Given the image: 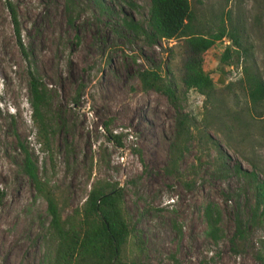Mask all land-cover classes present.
<instances>
[{"label": "rangeland", "instance_id": "obj_1", "mask_svg": "<svg viewBox=\"0 0 264 264\" xmlns=\"http://www.w3.org/2000/svg\"><path fill=\"white\" fill-rule=\"evenodd\" d=\"M12 2L31 68L48 90V127L47 141L39 142L27 62L0 0V264H52L58 242L47 200L23 170L20 144L62 220L82 205L94 182L122 186L132 227L127 254L138 264H263L256 255L264 256V215L250 222L255 185H264V101L248 102L239 82L241 59L221 68L230 40L204 52L203 68L214 83L205 100L183 84V40L150 43L142 32L150 0ZM190 2L198 30L214 31L221 20L237 30L250 66L264 80V0ZM145 68L174 85L175 102L141 87L138 72ZM177 109L196 125L175 143ZM108 130L120 135V145L107 138ZM208 204L220 212L216 239L207 233ZM237 213L247 234L235 244Z\"/></svg>", "mask_w": 264, "mask_h": 264}, {"label": "trees", "instance_id": "obj_2", "mask_svg": "<svg viewBox=\"0 0 264 264\" xmlns=\"http://www.w3.org/2000/svg\"><path fill=\"white\" fill-rule=\"evenodd\" d=\"M148 27L139 28L132 21H125L131 28L141 29L150 43L156 39L180 38L186 48L183 62L182 81L186 89H194L204 95L205 100L212 97L214 83L203 68V55L215 42L227 37L230 42L225 45L220 55L221 68L232 63L243 62L239 82L245 90L248 102L256 106L264 101V80L258 70L249 63L248 49L240 41L236 29L229 28L221 20L214 31L202 32L194 24L195 15L190 0H150ZM11 16V21L18 37L20 52L27 62L29 75V102L31 117L36 127L39 142L47 141V121L44 115L48 103V90L31 68L30 54L21 41L17 10L12 0H4ZM141 87L153 89L165 94L169 100L176 101V90L171 82L166 81L158 70L145 68L138 72ZM264 113V112H263ZM203 116V120H204ZM204 122V121H203ZM196 125L194 116L177 109L175 116V143L186 138L187 126ZM109 131V130H108ZM107 138L120 145V135L109 131ZM24 154L23 170L30 177L37 192L42 194L48 203L50 224L55 229L58 242L52 264H138L127 254L128 242L132 227L123 210L122 186L107 180L93 183L82 205L76 208L64 220L57 210L56 200L46 182L39 179L36 164L28 149L20 144ZM236 171H242L238 164ZM247 174L246 171L243 172ZM249 174H254L251 171ZM256 206L251 214V225L259 222L264 215V185L257 183ZM259 213L256 211L260 208ZM220 212L218 207L208 204L205 207L207 233L216 239ZM245 221L237 213L235 231L231 241L246 238ZM256 257L264 264V256L258 252Z\"/></svg>", "mask_w": 264, "mask_h": 264}]
</instances>
